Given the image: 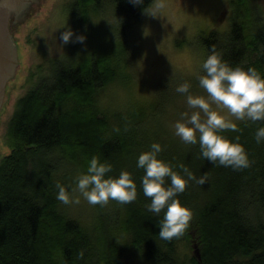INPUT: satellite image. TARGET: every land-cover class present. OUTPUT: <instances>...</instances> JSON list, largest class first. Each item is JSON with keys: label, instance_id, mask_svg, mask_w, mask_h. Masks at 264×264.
Wrapping results in <instances>:
<instances>
[{"label": "trees", "instance_id": "trees-1", "mask_svg": "<svg viewBox=\"0 0 264 264\" xmlns=\"http://www.w3.org/2000/svg\"><path fill=\"white\" fill-rule=\"evenodd\" d=\"M102 1L70 0L69 9L86 20L90 12H99ZM109 1L125 26L137 24L153 2ZM229 4L234 10L230 31L212 29L201 37L206 59L215 45L231 67H254L264 78V15L254 12L251 0ZM124 50L120 43L117 51L51 59L44 64L47 71L17 98L5 130L9 151L0 157V264H125L130 252L144 264H264V143L254 139L264 122H238L241 131L221 133L244 146L251 166L243 170L197 158L198 145H190L183 157H175L177 147L159 153L185 179L180 163L197 178L209 177L203 186L189 181L178 196L192 212L185 235L160 239L163 212L154 215L145 207L151 201L143 195L144 170L137 167L139 155L150 151L147 124L155 116L154 104L135 102L118 110L97 101L100 89L126 77ZM170 140L180 143L163 137V143ZM93 156L112 165L107 176L131 173L138 196L127 205H95L88 225L56 199L55 184L71 193L75 177L86 173ZM81 250L84 259L77 260Z\"/></svg>", "mask_w": 264, "mask_h": 264}, {"label": "rangeland", "instance_id": "rangeland-1", "mask_svg": "<svg viewBox=\"0 0 264 264\" xmlns=\"http://www.w3.org/2000/svg\"><path fill=\"white\" fill-rule=\"evenodd\" d=\"M229 1L166 0L163 18L142 14L137 24L125 26L115 16L109 0H103L99 12H90L86 20L72 15L70 0H43L41 8L23 16L18 30L9 28L20 62H17L14 76L8 79L4 87L0 109V157L9 151L5 130L16 100L34 85L38 75L47 71L44 64L51 59L70 61L71 56L83 57L97 50L117 51L120 43L125 49L121 58L125 61L126 77L100 89L97 101L118 110L135 102L154 104L152 113L155 116L147 124L149 142L159 143L164 150L169 148V152L177 147L181 150L175 157L186 156L190 145L183 144L174 135L172 126L183 112L190 110L186 95L177 93L175 88L188 82L193 95H205L195 80V76L204 74L202 63L207 56L201 37L212 29L224 34L230 31L234 10ZM251 2L254 3L253 11L259 14L256 11L259 9L260 16L264 15V0ZM68 30L73 32V37L68 44H63L60 36ZM80 35L86 38L85 41L75 42ZM251 57H254V53H251ZM40 66H44L42 70ZM167 135L180 143L173 144L171 140V144L163 143V137ZM80 199L78 205L63 206L68 207L70 213L82 223L89 225L94 220V206L82 196ZM187 249L192 254V247L188 246ZM125 264L144 263L136 253L130 252L125 257Z\"/></svg>", "mask_w": 264, "mask_h": 264}, {"label": "clouds", "instance_id": "clouds-1", "mask_svg": "<svg viewBox=\"0 0 264 264\" xmlns=\"http://www.w3.org/2000/svg\"><path fill=\"white\" fill-rule=\"evenodd\" d=\"M130 2L143 4V0ZM166 7V0H153L143 12L150 17L163 18ZM72 37L73 32L68 30L61 34L60 39L63 44H68ZM85 39L80 35L75 42L83 43ZM202 70L204 74L198 75L197 79L199 88L205 95H193L188 82L175 88L177 93L186 95V104L190 111L183 112L181 118L172 126L174 135L185 145H198L197 158L206 159L215 166L231 167L233 170L249 168L251 162L244 146L221 133L241 131L238 122L245 126L264 122V78L254 67L247 70L238 66L231 67L222 60L215 45L202 63ZM114 131L119 133L120 129L116 128ZM254 139L257 144L264 143V127L255 132ZM236 141H239V136ZM162 151L159 143L151 144L150 151L139 155L137 167L144 170L143 195L151 201L145 207L154 215L163 212L159 238L171 242L185 235L192 219V212L182 205L179 194L185 192L189 181L203 186L209 177L205 174L197 178L180 163L178 167L186 175L185 179L170 164L158 158ZM111 171V164L101 163L98 157L93 156L88 162L86 173L81 172L75 177L71 194L64 185L59 182L55 184L58 189L56 199L64 205H78L82 196L88 204L102 207L107 206L109 201H116L121 205L136 201L137 185L132 174L122 171L118 178L107 176ZM76 193L79 195H75ZM76 259H84L83 250Z\"/></svg>", "mask_w": 264, "mask_h": 264}, {"label": "water", "instance_id": "water-1", "mask_svg": "<svg viewBox=\"0 0 264 264\" xmlns=\"http://www.w3.org/2000/svg\"><path fill=\"white\" fill-rule=\"evenodd\" d=\"M42 2L43 0H0V109L6 82L14 76L17 62H20L9 28L18 30L23 16L41 8ZM194 253L201 258L197 247L194 248Z\"/></svg>", "mask_w": 264, "mask_h": 264}]
</instances>
